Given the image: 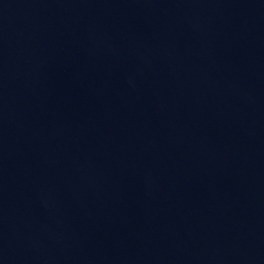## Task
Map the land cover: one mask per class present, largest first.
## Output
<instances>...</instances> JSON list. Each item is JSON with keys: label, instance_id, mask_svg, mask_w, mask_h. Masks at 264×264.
<instances>
[{"label": "water", "instance_id": "1", "mask_svg": "<svg viewBox=\"0 0 264 264\" xmlns=\"http://www.w3.org/2000/svg\"><path fill=\"white\" fill-rule=\"evenodd\" d=\"M0 264H264V0H0Z\"/></svg>", "mask_w": 264, "mask_h": 264}]
</instances>
